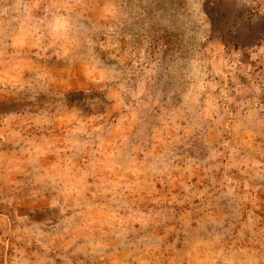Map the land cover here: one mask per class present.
I'll return each mask as SVG.
<instances>
[{
	"label": "rangeland",
	"instance_id": "rangeland-1",
	"mask_svg": "<svg viewBox=\"0 0 264 264\" xmlns=\"http://www.w3.org/2000/svg\"><path fill=\"white\" fill-rule=\"evenodd\" d=\"M0 264H264V0H0Z\"/></svg>",
	"mask_w": 264,
	"mask_h": 264
}]
</instances>
